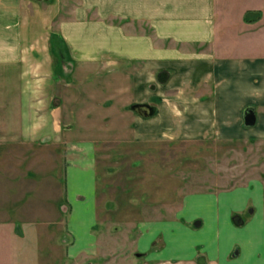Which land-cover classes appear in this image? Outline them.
Instances as JSON below:
<instances>
[{
  "label": "crops",
  "instance_id": "obj_1",
  "mask_svg": "<svg viewBox=\"0 0 264 264\" xmlns=\"http://www.w3.org/2000/svg\"><path fill=\"white\" fill-rule=\"evenodd\" d=\"M54 83L56 112L106 110L105 134L149 140L144 129L156 127L151 134L171 140L264 139V0H0V119L22 107L31 132L41 101L33 89ZM133 103L154 115L140 117ZM248 106L252 126L243 124ZM114 117L130 128L111 126ZM9 126L0 133H19ZM80 171L68 172V200L85 194ZM90 181L89 196L95 172ZM178 206L175 218L140 228L142 263L264 264L262 180L188 193ZM10 240L0 232V264H32V255L3 252Z\"/></svg>",
  "mask_w": 264,
  "mask_h": 264
},
{
  "label": "rangeland",
  "instance_id": "obj_2",
  "mask_svg": "<svg viewBox=\"0 0 264 264\" xmlns=\"http://www.w3.org/2000/svg\"><path fill=\"white\" fill-rule=\"evenodd\" d=\"M164 73H157L162 82ZM56 89L55 83L33 89L41 101L33 103L31 132L20 106L21 116L0 119L1 129L10 124L11 130L12 122L20 129L0 133V141H11L0 143V232L13 246L4 253L32 255V264H146L136 246L140 228L175 218L185 194L249 178L264 182V139L171 140L151 134L156 127L144 129L149 140L105 134L106 110L89 112L98 114L90 118L72 116L78 112L70 107L56 112ZM111 123L130 128V119ZM77 169L85 194L72 201L68 172ZM92 172L96 187L89 196Z\"/></svg>",
  "mask_w": 264,
  "mask_h": 264
},
{
  "label": "water",
  "instance_id": "obj_3",
  "mask_svg": "<svg viewBox=\"0 0 264 264\" xmlns=\"http://www.w3.org/2000/svg\"><path fill=\"white\" fill-rule=\"evenodd\" d=\"M130 109L142 118H150L155 112V108L148 103H133L130 105ZM242 118L245 126L254 125L256 121L255 109L251 106L246 107L243 110Z\"/></svg>",
  "mask_w": 264,
  "mask_h": 264
},
{
  "label": "trees",
  "instance_id": "obj_4",
  "mask_svg": "<svg viewBox=\"0 0 264 264\" xmlns=\"http://www.w3.org/2000/svg\"><path fill=\"white\" fill-rule=\"evenodd\" d=\"M55 44H56V42H55Z\"/></svg>",
  "mask_w": 264,
  "mask_h": 264
}]
</instances>
